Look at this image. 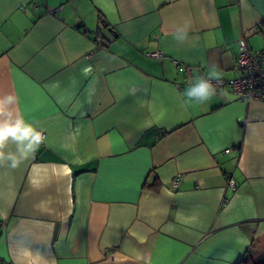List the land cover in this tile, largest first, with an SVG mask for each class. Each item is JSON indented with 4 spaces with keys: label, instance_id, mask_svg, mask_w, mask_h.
I'll use <instances>...</instances> for the list:
<instances>
[{
    "label": "crops",
    "instance_id": "crops-1",
    "mask_svg": "<svg viewBox=\"0 0 264 264\" xmlns=\"http://www.w3.org/2000/svg\"><path fill=\"white\" fill-rule=\"evenodd\" d=\"M242 37L264 0H0V96L45 135L0 166V264H264V102L183 95Z\"/></svg>",
    "mask_w": 264,
    "mask_h": 264
},
{
    "label": "clouds",
    "instance_id": "clouds-1",
    "mask_svg": "<svg viewBox=\"0 0 264 264\" xmlns=\"http://www.w3.org/2000/svg\"><path fill=\"white\" fill-rule=\"evenodd\" d=\"M190 22H186L173 33L178 43L189 39ZM85 74L90 68L83 70ZM217 93L216 86L211 78L196 76L183 93L185 103H204ZM19 97L14 94L0 96V166L17 169L29 158L35 157L41 145L45 142L42 130L27 121L22 115L16 113ZM14 146V150L10 147ZM67 168V165L64 166ZM70 169L65 175H70Z\"/></svg>",
    "mask_w": 264,
    "mask_h": 264
},
{
    "label": "built area",
    "instance_id": "built-area-1",
    "mask_svg": "<svg viewBox=\"0 0 264 264\" xmlns=\"http://www.w3.org/2000/svg\"><path fill=\"white\" fill-rule=\"evenodd\" d=\"M33 7H36L34 4ZM55 14V12H53ZM100 38L96 39V44ZM92 54L90 53L88 57ZM151 59H160L161 53L147 54ZM233 70L235 76L227 80H211L216 86L217 92L229 90L238 101L241 102H264V50L251 49L244 37L238 41V51L235 56ZM232 149H226L224 153L229 154ZM181 175L172 181L171 187L176 190L180 184ZM227 187L234 190V181L229 180Z\"/></svg>",
    "mask_w": 264,
    "mask_h": 264
},
{
    "label": "trees",
    "instance_id": "trees-1",
    "mask_svg": "<svg viewBox=\"0 0 264 264\" xmlns=\"http://www.w3.org/2000/svg\"><path fill=\"white\" fill-rule=\"evenodd\" d=\"M102 22L103 25L106 26L107 28V24L104 21ZM99 44H101V42ZM143 188L154 192H158L160 189V184L157 180H154V182L150 185H143ZM237 264H255V263L250 259L249 256L244 255Z\"/></svg>",
    "mask_w": 264,
    "mask_h": 264
},
{
    "label": "water",
    "instance_id": "water-1",
    "mask_svg": "<svg viewBox=\"0 0 264 264\" xmlns=\"http://www.w3.org/2000/svg\"><path fill=\"white\" fill-rule=\"evenodd\" d=\"M111 32V29H108Z\"/></svg>",
    "mask_w": 264,
    "mask_h": 264
}]
</instances>
